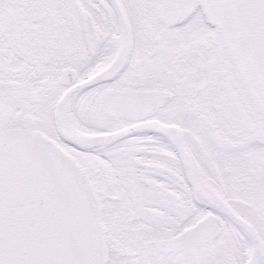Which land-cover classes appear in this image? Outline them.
<instances>
[{"label": "snow or ice", "instance_id": "snow-or-ice-1", "mask_svg": "<svg viewBox=\"0 0 264 264\" xmlns=\"http://www.w3.org/2000/svg\"><path fill=\"white\" fill-rule=\"evenodd\" d=\"M0 264H264V0H0Z\"/></svg>", "mask_w": 264, "mask_h": 264}]
</instances>
